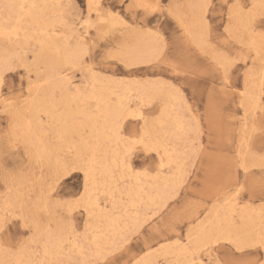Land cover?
Masks as SVG:
<instances>
[{
  "label": "snow or ice",
  "instance_id": "obj_1",
  "mask_svg": "<svg viewBox=\"0 0 264 264\" xmlns=\"http://www.w3.org/2000/svg\"><path fill=\"white\" fill-rule=\"evenodd\" d=\"M118 5L0 0V264H264V0Z\"/></svg>",
  "mask_w": 264,
  "mask_h": 264
},
{
  "label": "rangeland",
  "instance_id": "obj_2",
  "mask_svg": "<svg viewBox=\"0 0 264 264\" xmlns=\"http://www.w3.org/2000/svg\"><path fill=\"white\" fill-rule=\"evenodd\" d=\"M105 4H117L118 8V0H102ZM176 2H184V0H176ZM198 86L203 91L202 96L196 97V107L203 111V108L201 107L202 104H206L207 102V96H208V90L212 87L211 80H207L206 83H199ZM189 95H191V89L189 90ZM191 102V101H190ZM221 112H222V128L221 132L219 134V137L216 141L217 147L229 153L231 157V162L239 161L242 163L243 155L241 154V150L239 147V139L238 136L234 137V132L238 133V127L237 122L230 120L228 117L231 113H237L239 114V110L236 108V103L228 98H221ZM257 125H259V121H257ZM233 132V133H232ZM260 133H259V127H257L256 131H249V136L254 141L258 139ZM204 141L207 142V136L205 135L203 137ZM237 145V146H236ZM235 153V154H234ZM241 156V157H240ZM237 157V158H236ZM246 162L250 165L251 170V164L252 160L249 157ZM0 163H2V160H0ZM17 163L23 164V160L17 161ZM223 163V162H221ZM243 173V169H241V174ZM22 231V229H21Z\"/></svg>",
  "mask_w": 264,
  "mask_h": 264
},
{
  "label": "bare ground",
  "instance_id": "obj_3",
  "mask_svg": "<svg viewBox=\"0 0 264 264\" xmlns=\"http://www.w3.org/2000/svg\"><path fill=\"white\" fill-rule=\"evenodd\" d=\"M233 133V132H232ZM238 138V137H237ZM237 146V145H236ZM229 154V153H228ZM235 154V153H234ZM230 156V155H229ZM241 157V156H240ZM237 158V157H236ZM242 163H247L246 162V160L244 159V157H243V159H242ZM248 164V163H247ZM249 165V164H248ZM249 167H250V165H249Z\"/></svg>",
  "mask_w": 264,
  "mask_h": 264
}]
</instances>
